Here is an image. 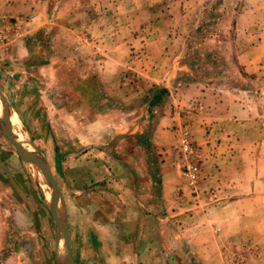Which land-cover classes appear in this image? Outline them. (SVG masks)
I'll return each mask as SVG.
<instances>
[{
  "label": "rangeland",
  "instance_id": "rangeland-1",
  "mask_svg": "<svg viewBox=\"0 0 264 264\" xmlns=\"http://www.w3.org/2000/svg\"><path fill=\"white\" fill-rule=\"evenodd\" d=\"M0 94V264H264V0H0Z\"/></svg>",
  "mask_w": 264,
  "mask_h": 264
},
{
  "label": "bare ground",
  "instance_id": "bare-ground-1",
  "mask_svg": "<svg viewBox=\"0 0 264 264\" xmlns=\"http://www.w3.org/2000/svg\"><path fill=\"white\" fill-rule=\"evenodd\" d=\"M1 101H2V98H1V94H0V115H1V108H2V107H1V106H2ZM0 118L3 119L1 116H0ZM1 121L4 123L3 125H5V126H6V125H9V124H8L9 121L6 122V121H3V120H0V124H1ZM10 125H11V127H13L14 133H15V135L17 136L18 140L21 141V142L23 143V146H25V147L28 148V149H32V150H33V147L30 145V143L24 139V137L22 136V134H21L20 132L17 131L18 126H19L18 121H17V118H15V117H11ZM32 165H33L34 168L37 170V172H38L41 176H43V178H45L44 172H43L42 167L40 166L39 162H38L37 160L34 159V160L32 161ZM65 249H66V248H65Z\"/></svg>",
  "mask_w": 264,
  "mask_h": 264
},
{
  "label": "water",
  "instance_id": "water-1",
  "mask_svg": "<svg viewBox=\"0 0 264 264\" xmlns=\"http://www.w3.org/2000/svg\"><path fill=\"white\" fill-rule=\"evenodd\" d=\"M64 245H65V248L67 250V256H68L69 263L72 264L70 245H69V241H68L67 237H64Z\"/></svg>",
  "mask_w": 264,
  "mask_h": 264
}]
</instances>
